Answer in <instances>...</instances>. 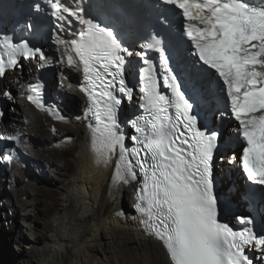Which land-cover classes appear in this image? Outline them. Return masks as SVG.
Here are the masks:
<instances>
[{"label":"snow or ice","instance_id":"obj_1","mask_svg":"<svg viewBox=\"0 0 264 264\" xmlns=\"http://www.w3.org/2000/svg\"><path fill=\"white\" fill-rule=\"evenodd\" d=\"M157 3L182 10L183 35L190 41L189 51L194 57L190 62L194 71L180 65L172 67L162 40L151 34L144 37L141 48L159 53L164 87L170 96L158 91L157 73L146 51H130L115 29L86 18L85 8L75 0L71 5L65 0H51V14L60 30L56 40L70 45L82 66L80 88L88 100L85 117L94 121L90 150L97 164H114L109 184L113 198L119 186L136 182V215L132 219L162 244L171 264H254L248 254L253 248L260 254L257 258L264 261V231H255V219L240 217L242 231L218 221L220 203L213 192L212 173L218 138L215 132L203 130L206 123L198 126V120L206 121L215 102L226 92L231 115L239 124L237 139L244 143L240 157L243 171L249 181L264 185V72L255 70L256 65L264 67V3ZM0 47L9 52L8 65L0 61V76L5 75L7 66L17 65V54L27 58L39 53L41 60L52 63L39 47L8 39ZM133 55L145 65L139 74L143 115L130 122L134 133L129 146L118 121V108L123 96L132 98L133 89L126 86L124 73L127 58ZM67 62L69 67L75 64L72 56ZM40 90L39 84L29 85L34 95L27 98L43 109ZM201 108L205 110L203 116ZM48 111L59 121L66 119L58 108ZM0 139L19 142L20 134ZM115 215L126 214L121 210Z\"/></svg>","mask_w":264,"mask_h":264},{"label":"bare ground","instance_id":"obj_2","mask_svg":"<svg viewBox=\"0 0 264 264\" xmlns=\"http://www.w3.org/2000/svg\"><path fill=\"white\" fill-rule=\"evenodd\" d=\"M73 68L65 72L66 77L59 81L64 84V88L69 86L74 89L73 92L79 98V107L77 105L76 110H69L71 119L60 123H54L24 100L23 81L29 74V66L19 73L8 72L0 79V93L11 103L9 106L6 104L7 110L14 111V105L25 106L22 113L24 117L17 122H7L3 119L2 125L9 133L20 134L23 149L26 147V151L32 134H36L38 138L35 143L32 142L34 146L44 147L49 144L53 151L58 152L60 160L62 159L61 163H57L50 159L47 153L37 152L33 157L18 151L11 172L5 173L4 176L0 174L3 200L15 212L1 213L7 214L4 222L0 221V226L4 227L0 229V264H8L10 259L6 250L7 241L10 239L14 244H20L26 240L28 234L33 236L32 244L40 247V250L35 252L37 262L24 256L22 249L16 255L18 260L11 258V261H17L18 264H56L55 261L57 264H171L162 244L146 235L138 222L132 219L135 213L131 208L137 184L133 182L128 186H119L114 198L110 193L109 184L114 164L109 166L97 164L90 150V130L82 114L86 100L76 86L79 76H75L76 70ZM77 74L79 75L78 70ZM11 75L17 78L12 80ZM58 95L68 100L66 90H59ZM43 127L50 129L49 135L44 133ZM68 137L71 139H67ZM30 166L40 167L41 173H47L46 170L53 172L47 173L48 178L36 175L30 177L23 175L19 178L17 173V176L12 173L27 172ZM42 182H47L48 186H55L57 191V197L48 206L55 208L53 225L52 227L47 225L43 229L50 231L51 236L48 238H43L37 227L26 228L18 224L14 218V215H20V212L28 207L27 188L35 187L40 190ZM39 203L40 201L36 202L37 205ZM51 208L47 209V213ZM121 210L126 215L116 216L115 213ZM22 218L28 221V217ZM33 219L37 220V216H33ZM261 220L264 221V217ZM135 236H138V239ZM106 237H109L110 242L104 241ZM99 246L105 247L107 253H115L117 260L110 257L105 261L100 260L96 255Z\"/></svg>","mask_w":264,"mask_h":264},{"label":"rangeland","instance_id":"obj_3","mask_svg":"<svg viewBox=\"0 0 264 264\" xmlns=\"http://www.w3.org/2000/svg\"><path fill=\"white\" fill-rule=\"evenodd\" d=\"M75 72H76L75 76L77 75V77H78L77 71H75ZM11 76H12L11 77L12 80L13 79L15 80L17 78L15 75H11ZM11 91H13V89ZM73 91H74V89L69 88V86H66V93L69 95L67 101L72 103L73 107H71V109L76 110L77 105L79 107V103H78L79 98H77V94H75ZM0 95H3V99L6 101L7 106H9L11 104L10 101L4 98V94L0 93ZM15 99H16V97H15ZM20 99L21 98H19V100ZM21 101H22V99H21ZM24 107H25L24 105L23 106L14 105V111H9V109L7 110V108H6L7 113H6V119L4 121H7V122L8 121L17 122V120L19 121L21 119V117H24V115L22 114L24 112ZM67 113L69 114V112H67ZM56 125L58 126V124H56ZM58 128H59V126H58ZM42 129L46 135L50 134V129H48V127H43ZM53 134L55 135L56 132H53ZM37 138H38V136L36 134L35 135L32 134V136H31L32 140L28 141V143H27V145L29 146L28 151H26V147H25V151L28 152V154H30V156L32 155L33 157H35L34 154L37 152L47 153V155L50 156V159H52L53 161L55 160L57 163H61L62 159L60 160L58 152L53 151L52 147L49 144L45 145L46 147L45 146L44 147H37L36 145L34 146L32 144V142L35 143V141H37ZM22 144H23V142H22ZM23 148H24V146H23ZM51 171L53 172V170H49V172H51ZM55 171H57V170H55ZM9 172H11V171H9ZM46 172L49 173L47 170H46ZM12 173H14V175H16V173H17L19 178H20V176L22 177L23 175L27 176V177L28 176L30 177L32 175H36L40 178H48L49 177V176H47V173H45V172L41 173L40 167H36V166H30L27 172L24 171L23 173H20V172L12 171ZM68 174H70V172H68ZM40 187H41L40 190L35 188V187H28L27 188V191L29 193L28 198H26L27 199L26 201L28 203V207L26 208V210L21 211L20 215H17V214L14 215V218L18 224L24 225L26 228L37 227L42 232L41 236L43 238H46V237L48 238L51 236L50 231H44L43 229L47 225L49 227H52L51 225H53V217H54L55 208L54 207L51 208L48 206L57 197V191H56L55 186H51V185L48 186L47 182H42V184H40ZM130 198H131V194L129 193L128 194V202H130ZM39 201H40V203L37 205L36 202H39ZM7 205H8V203L3 200L2 192L0 191V209H1L0 210V221L1 222H4L5 215L7 214L5 212H4V214H1L2 211H6V212L8 211V213L10 211L12 214L15 213ZM35 205H37L36 208H35ZM128 205H129V203H128ZM48 208H51L49 213H47ZM22 216L28 217V219H27L28 221L23 220ZM33 216H37V220H34ZM7 223L8 222H6V224ZM6 224H5V227H7ZM3 228L4 227L0 226V229H3ZM26 233H28V232H26ZM26 237H27L26 240L20 244H14L13 240H10V239L7 241L6 250L9 253V258H10L7 262L8 264H18L17 261H13V260H16V259L18 260L16 255L20 249H22L24 256L32 259L34 262H37V258H35V252L37 250H40V247L32 244L33 236H30V234H28V235H26ZM108 238L109 237H106V239L104 241L110 242V240ZM135 238L138 239V236H135ZM104 248H102L101 246L98 247V253L96 255L100 260L105 261V260H108L109 257L117 260V256L115 253H112V252L107 253L104 250ZM0 253H1V251H0ZM11 258L13 259L12 261H11ZM55 262L57 264V261H55Z\"/></svg>","mask_w":264,"mask_h":264},{"label":"clouds","instance_id":"obj_4","mask_svg":"<svg viewBox=\"0 0 264 264\" xmlns=\"http://www.w3.org/2000/svg\"><path fill=\"white\" fill-rule=\"evenodd\" d=\"M232 124H233V120H229L226 122V124H225L226 126H224L226 128V131L230 132V130L232 128ZM241 154H242V149L238 150V152L236 153V156L241 155ZM220 180L221 179L219 178V181ZM225 181L227 182V180H225ZM226 187H227L226 183L221 182L219 189L224 190ZM262 198L264 199V196H262ZM235 199H237V195L235 196ZM257 216H256L257 223L261 224V226H262L264 224V221H262L261 219L264 217V211H262V215H260L259 217H257Z\"/></svg>","mask_w":264,"mask_h":264}]
</instances>
